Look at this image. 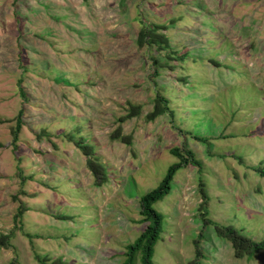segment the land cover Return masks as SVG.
<instances>
[{
  "label": "rangeland",
  "instance_id": "1",
  "mask_svg": "<svg viewBox=\"0 0 264 264\" xmlns=\"http://www.w3.org/2000/svg\"><path fill=\"white\" fill-rule=\"evenodd\" d=\"M153 25L166 26V48H139V30ZM157 92L170 111L148 121ZM129 104L142 108L121 123L128 146L111 135ZM80 140L106 183L95 184ZM173 147L201 167L181 166L154 204L163 232L153 264H188L195 240L202 264H264V250L237 258L204 224L264 239V177L254 170L264 169V0H0V234L14 233L0 264H39L36 254L123 264L145 226L141 197L179 161Z\"/></svg>",
  "mask_w": 264,
  "mask_h": 264
},
{
  "label": "trees",
  "instance_id": "2",
  "mask_svg": "<svg viewBox=\"0 0 264 264\" xmlns=\"http://www.w3.org/2000/svg\"><path fill=\"white\" fill-rule=\"evenodd\" d=\"M160 29H166L164 25H153L151 27H142L139 30L138 34V45L139 48H144L146 46L151 47L156 45L158 49H164L167 46V38L164 34L160 33ZM157 63V60L155 61ZM18 90L20 96L25 99L27 98L26 93L21 84V79L18 82ZM129 112L126 115H123L118 119L119 125L111 135V138L114 140H120L126 145H130L131 136L122 135V126L125 120H128L132 117H136L141 114V106L135 104H129ZM168 100L161 93L157 92L153 98V107L152 110L146 114V119L152 121L159 117L162 114L169 112ZM24 111L21 109L15 119V125L11 128L12 136V146L13 150H16L17 142L19 140V134L21 128L24 124L23 120ZM76 146H81L82 153L86 157V166L89 171L92 173L95 184L100 186L108 181V175L103 166L97 159L93 156V150L85 145L83 140H80L76 143ZM170 152L179 158L178 162L172 164L157 187L151 191L144 194L140 199V215L141 223H144L145 226L141 233L136 237V239L126 246V251L123 253L125 259L123 264H153V257L155 252V246L157 242L161 239V234L163 232V214L154 208V204L164 198L171 190V182L176 174V171L181 166H186L188 164H193L201 167V162L196 159L192 150L180 149L173 147L170 149ZM241 160V157H236ZM257 171L260 176L264 177V169L258 167L254 169ZM199 192L201 195V210L206 208L208 203L207 193L202 185V182L199 184ZM23 207V206H22ZM22 207H19L18 213L16 215V220L21 219L23 214ZM205 225L213 224L215 227L216 234L228 240L231 243V246L234 250L235 257L247 259H252L255 254L264 250V239L261 241H255L247 236L241 234L237 229L231 225H221L211 219H205ZM13 232L7 234H0V251L2 249H11L13 244L11 242ZM31 236L30 234H27ZM202 234L200 233L199 237ZM195 257L188 264H202L203 253L200 250L199 241L195 240ZM36 261L39 264H65L62 260L57 259L50 262L49 259L41 257L40 255H35ZM8 264H22L19 262L17 257H13Z\"/></svg>",
  "mask_w": 264,
  "mask_h": 264
}]
</instances>
